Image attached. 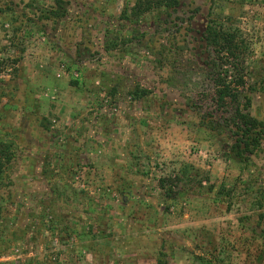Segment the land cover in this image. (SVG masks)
Here are the masks:
<instances>
[{"label": "rangeland", "instance_id": "obj_1", "mask_svg": "<svg viewBox=\"0 0 264 264\" xmlns=\"http://www.w3.org/2000/svg\"><path fill=\"white\" fill-rule=\"evenodd\" d=\"M134 2L0 1V58L17 60L0 75V142L15 153L0 264H264V131L240 162L224 109L203 97L202 39L209 18L242 32L237 101L264 124V0H179L139 17ZM175 176L172 197L158 181ZM44 216L56 230L38 228Z\"/></svg>", "mask_w": 264, "mask_h": 264}, {"label": "trees", "instance_id": "obj_2", "mask_svg": "<svg viewBox=\"0 0 264 264\" xmlns=\"http://www.w3.org/2000/svg\"><path fill=\"white\" fill-rule=\"evenodd\" d=\"M55 2L61 4V0H55ZM178 5L179 0H135L130 9V14L134 17H139L153 10L173 8ZM202 39L207 50L208 63L210 64L209 73L213 86L211 94L209 93L208 96L203 97L213 101L215 108L219 110L224 109V115L220 116L224 122L221 126L226 127L229 132H231L230 137L233 138V143L230 146V150L234 152L235 157L240 162L245 163V161L250 159V155L260 146L264 131V124L258 122L248 113L243 112L237 101L239 90L245 87L247 82V59L251 52L250 44L240 30L226 26L222 22H216L211 18H209L205 26ZM16 64V59L0 58V75L5 71H9V69L14 70L13 73H15L17 70ZM9 65H15V67L8 68ZM150 93L149 90L143 89L140 92H130V95L135 98H142ZM206 126L209 130L216 127L214 124H208L205 125V127ZM14 154V151L9 145L0 142V185L3 183L1 180L4 175V168L14 159ZM187 169L188 168L184 167L182 172L185 173ZM178 181L179 178L175 176L174 178H160L158 183L160 189H166L167 195L174 197L173 189L176 187ZM210 187L213 188L212 186ZM58 190L59 189L56 188L57 194ZM224 193L228 195L230 190H227L225 184L222 183L216 195H223ZM89 200L90 204L87 206L91 207L90 211L93 215H97L98 211L91 205L93 203L91 202L92 198H89ZM39 206L40 208L41 206L44 207L42 211L48 208L45 200H42ZM2 210L3 208L0 206V224L4 222L6 226L9 219L2 215ZM86 214H88V211H86ZM93 218L96 219L94 216ZM54 221L46 219L44 216L37 223L38 228H43V230L46 231L51 229L56 230V228H54ZM65 229L66 228L60 227L57 228V231L63 232ZM99 230L101 229H96L97 232H99ZM37 231L39 232L40 229H37ZM82 233H90L93 235L95 232H85L83 230ZM2 251H7V249L4 248ZM163 264L170 263L165 261Z\"/></svg>", "mask_w": 264, "mask_h": 264}]
</instances>
